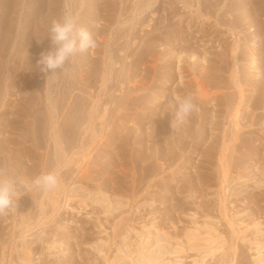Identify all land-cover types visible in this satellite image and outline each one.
<instances>
[{
	"label": "rangeland",
	"instance_id": "1",
	"mask_svg": "<svg viewBox=\"0 0 264 264\" xmlns=\"http://www.w3.org/2000/svg\"><path fill=\"white\" fill-rule=\"evenodd\" d=\"M28 1L29 5H31L33 9L39 7L40 5H42V3L45 2V0ZM165 1L169 3L168 8H175V11L177 10L175 14H173V16L171 15L172 17L170 19V22H173V26L175 27V29L181 30L182 28H185L182 30H184L186 34L187 29L190 28L187 25L191 21L190 17H192V19L196 18L195 20L193 19V23L197 20V14L195 12L197 7L199 6L198 0ZM188 1L189 3L187 4ZM214 1L215 0H211V2ZM236 1L239 2L240 0ZM68 2L67 0H59L58 18L63 14L66 8H70L74 12L73 0H68ZM171 4L174 7H171ZM224 4L225 2L223 0L220 4V7L223 8L219 11L221 15L214 12L213 6L212 8H202L204 17L203 19H201L200 17V20H197V23L202 22L205 18L204 25L206 26L205 29H207V31L205 35L206 37H202L205 40L200 38L198 39V43L195 44L199 46L198 48L201 50L200 54H196V56H201H199V60L195 61V63L197 64H195L192 60L193 57L191 58V56L188 55L189 53L187 54V52L185 51L180 52V48L177 47L172 48V45L168 42L169 40H159L158 37H156L154 41L157 42L156 45H158V43H160L161 45L159 44L158 47L156 46L151 52L159 51L160 57L162 59L160 58L157 61L154 59L152 60V56L150 55L151 52L150 54H148V56H144L142 55L143 52H140L136 56L129 57L127 62L126 60H124L127 64L124 63L125 65H123V63L119 62L120 60L123 62V59H121L120 57L116 58L115 61L119 59L117 62L119 64H115V66L117 65L116 68L119 70L118 67H120L121 65L124 67L123 74L125 75V85L123 84V86L125 93L127 92L125 94L127 96L123 97V94H121L120 91L116 92L118 93L117 95H122L121 99H119V97L117 98V101H120V103L116 107L115 104L113 105L114 114H112V117H108L109 120H107L108 123L106 122V126L102 121L99 120L102 124L98 121L90 123L89 125L82 122L80 124L73 123L75 125L74 128V125L71 123L72 118L69 117L71 115L68 113L67 108L64 107L65 105L67 107V102L64 100H60L61 103L58 102V105L61 107L62 102H64L62 108H65L66 112L68 113H60H64L62 114L63 116L60 115L63 117L62 119H60L62 120L61 124L63 123L61 126L64 125L63 127H65V129L67 130L65 131L64 129H61V131L63 130L61 132L62 145L64 147L63 151H56L54 144H52L53 139L49 134L47 119L48 113L46 112L44 98L42 99L43 93L41 95L45 82L42 83L41 81V84L38 82L40 80L45 81L47 78L46 74L41 71V66L38 64V60L34 58L35 54H30L31 57L29 56V58H26L25 56L27 55V52L25 54L24 51L19 52L17 55L13 56L11 64L14 65V67H17V69L12 70L11 75L13 76L11 79L15 78L18 75L19 77H17L19 79L24 78V80H18L17 82L20 81L19 84L15 82L16 87H13V85L4 87L3 77H1L0 75V113L1 111H4V117H8L6 119L7 122L14 121L15 117L19 118V123H22L23 127H20L19 130L17 129L15 131L8 128L11 131L6 132V134L5 132H0V143L4 144L5 141V146L7 149H9L8 153L11 154L9 156L14 160L13 161L11 159V162L2 163V165L0 163V166L7 170L10 169L11 172L29 182V184L33 179H35L42 173L54 171L58 173L59 185L55 190L47 193L42 192L40 189L32 187L29 193H26L25 195L20 197L17 209L6 215L0 216V222L3 219H6L5 221H2V223H0V264H115V262L116 264H124L126 262L120 260V258H122L123 256H115L117 247L120 245H124L129 246L131 250H134L138 237V231L142 230L143 225L150 226L152 223H154V231L158 230L159 228L162 229L160 231L158 230L159 233H164L165 235H163L165 237L167 235V241L172 246L174 245V247H184V250H181L178 253L167 255L169 256L167 258L170 261L167 264H178L176 263V259H180L179 264H256V251L253 249L254 245L252 244V241H264V89H261V92L257 93L254 87H252L254 85V82L251 81H256L255 79H253L256 75L250 73L253 69L249 68V56H244V59L237 57L233 60L230 56L229 62H234H227V67L229 68L230 66L229 71L222 72L212 79L205 76L207 75L205 71H207V69L209 68L208 60L204 58V55L209 59L211 57H215L212 52L217 51L216 49H218V51L223 50V45H225V48L229 46L232 47L237 38L238 40L241 39L240 44L243 48L246 46L252 47L254 45L253 43L247 42V40L239 38V35L234 34V32L229 29V22L226 23V21L231 20L233 17L231 16L230 19H228L231 14L230 12H226L227 8L226 6H224ZM110 9H113V13L115 14L122 10V8H117L115 6H112ZM78 11L80 10L78 9ZM47 12L43 13L42 16H39L38 14L36 16V14L32 10V12L30 11L27 15L34 21V19L36 20V18L39 19L40 17H46ZM163 13L160 12V14ZM130 14L132 13L129 12V10L124 11V13L121 15L122 20L127 19ZM214 15H219L218 20H215ZM226 16H228V18ZM187 17H189L190 20ZM223 17H225V19ZM31 18L30 22L26 23L25 26L34 25ZM220 18L224 19L222 21L225 25L223 23H219L221 22ZM9 19L10 18H7L6 16L0 17V21L2 22L1 24L5 22L3 24V26H5V31L6 29H8V26L10 24ZM181 19H184V21H180ZM101 21L103 22V20ZM101 21L97 22L96 27L102 24ZM108 23L109 22L107 21V23L105 24ZM182 24L184 27L182 26ZM127 26L129 27V24L125 25L124 28H127ZM200 26L202 27L201 24ZM196 27L197 26L195 25L194 28ZM169 28H171V26L166 27V29ZM245 28V30H247L245 32H251L254 29H248V25H246ZM140 33L142 34V32ZM141 34L137 35V37ZM32 35L33 32L30 31L26 34V38H30L32 37ZM4 40L5 38L0 40V47ZM136 41H138V38L136 39ZM200 43L202 44L200 45ZM205 47H207V50ZM93 50L90 49L82 53H88L91 55ZM205 52H207V55ZM178 53H181L180 57L178 56ZM3 54L5 55L7 53ZM120 54L122 56L126 55L125 52H122ZM149 56L150 60L147 59V57L149 58ZM176 58H179L181 61H178L179 59ZM203 58L205 60H203ZM190 59L193 62H191ZM201 59L205 62L203 63ZM188 61L189 63H187ZM212 61L213 63L217 62L216 59H213ZM174 62H176V65ZM67 64L69 65L67 66ZM75 65L76 64H74V62H66L65 67L67 66L66 68H71L69 72L66 68L63 71L61 69H57L56 81H58L59 79L58 82L61 90L64 91L65 89L68 95L72 91V96L78 94L80 95L79 97L84 95L85 97H83L85 98V100L90 96L92 99L93 96L91 92L97 91L96 93H98L100 91L99 85L101 84V82L99 80V77L96 80L94 79V77L91 78V82L93 81L92 84L91 82L89 83V81H87L88 83L84 81V83L81 84V86L85 88L84 92H81L78 89H75L74 91V85L70 86L69 83H67V79L69 78L66 77L67 73H65V75L64 72L70 73V71L72 70L71 72L74 74L70 76V78L73 77L74 79V75L78 76L79 72L81 70H84L83 67L86 64L81 67ZM244 67L245 69H243ZM73 68L77 70H74ZM180 69L182 70L180 71ZM27 70L29 73L26 72ZM243 70H246V72L244 73ZM31 71L32 75L30 73ZM232 71H236L234 72L235 76H231ZM34 73H37L36 75H34L35 77L33 76ZM246 73L249 75H247ZM199 74H203L202 79ZM126 75L129 76V79ZM229 75L233 80H231V78H228ZM52 76L53 75H50L49 77ZM169 76H171V80L167 82V86L170 87V93H172L173 91H176V93H178L179 95L188 93L185 90L186 87L190 85L191 90H189V92L195 94V96L197 97V103L199 100L198 106L200 105V102L201 105H203L202 103L204 102V99L212 100H210L211 105L210 103H207L205 105L206 107L204 108V110L209 109V112L212 111L213 108H216L214 102L216 97L219 95L220 101H224L226 97L230 96L234 103L233 107H235L239 99L238 95H240L239 93L236 94V92L239 91H244L243 94H245L243 96H245V98H243L245 102L248 101L249 96H251L252 99H255L256 94H258L260 106L259 108H254L255 110H253V108L250 107L251 103L248 102L250 104H248L249 108H246L245 112L243 111L242 114L240 113L239 115L241 124L240 119L239 121L237 119L238 117H230V119H232V122L237 119L236 121H238L239 125L242 126H240V128L239 125L236 127L235 121L232 123L230 122L228 116L225 117L226 113L224 112V107L221 106V116H217V118L213 117L214 120H217V125L219 126L217 129L213 130V132L215 131L214 134L216 133L215 136L217 142L212 149L213 151H211L212 153L209 152V146L211 143L209 138L204 141L202 140L201 136L198 137L200 138L201 142L204 141L201 146H199L200 144L197 145L200 140L196 138L195 141L185 140V147L182 148V144L176 142L173 137L174 133H176V136L178 135L177 131L179 132L181 126L178 125L172 127V125L176 124V107L172 102V99L164 101L162 108L159 106L158 108H156L157 106L155 102H151L152 104H149L150 102L148 103V98L156 97L161 94V89L163 88L162 85H164ZM233 77H235V79ZM27 78L31 81H29ZM63 78L66 80H64ZM204 78H206V80H204ZM61 80L65 82H62ZM201 80H203V82L200 83L199 81ZM231 81L234 82L232 83ZM235 81H238L237 85ZM34 82H38L41 86H36ZM129 82L130 84L133 82L131 84L132 86L129 85ZM24 83H29L35 86H33L31 90L23 91L22 87L25 86ZM63 83H66L67 85H64ZM133 84H135L137 87H133ZM201 84H204L205 86L203 87ZM240 84H242L241 87L239 86ZM181 86H184L183 89ZM12 87L13 89H10ZM87 87L89 88L87 89ZM138 87H140L141 89H138ZM14 88L16 89L14 90ZM201 88L205 92L201 91ZM54 90L59 91V89L57 88ZM36 91L38 92V94H40L38 95ZM131 91L132 94L128 96ZM232 91L234 93L230 94V92ZM203 93L208 94V96H203ZM250 93H253V96H248V94ZM33 95H36V97H33ZM78 95L75 97H78ZM222 96L226 97L223 98ZM32 97L33 100L35 98V101L40 99V102H33V100H31ZM19 99H22L21 103L18 102L20 101ZM89 99L90 98H88L86 101L89 102L91 100ZM23 100H25L26 102H23ZM142 101L144 106L142 104ZM144 101L147 102V104H145ZM6 103H9L10 105H8L10 107H8ZM26 103H28L29 106L28 104L26 105ZM212 104L214 105L213 108ZM15 105L17 107L19 105V108L21 110L16 108ZM32 106H36L37 108L40 107V116L42 115V111H45L43 113V116L47 114L42 118L44 119V121L42 120L41 126H38L34 130L38 137L33 136L31 133L32 130L30 124L33 118L31 117V113L27 112V109L30 110V107ZM60 107L59 109L61 111L62 108ZM85 107L88 108V106ZM236 108L233 109V111H230V115L234 114ZM165 109H167L168 118L166 122V128L162 130V128H160V123L163 119H165ZM18 110H20V112ZM31 110L34 109L31 108ZM200 110L201 108L199 107V111ZM214 110L215 109H213L212 114L214 112L216 114V111ZM62 111H64V109ZM10 112L14 113V115H12V113ZM76 115H78L77 117L80 116V119L82 121L86 114L85 112H82V114L79 113ZM153 115L154 117L152 118ZM144 116L145 119L140 121ZM258 116L260 117L258 118V122L254 125H250L252 123V120ZM12 117L14 118L12 119ZM63 119H66V121L63 122ZM67 119H70L68 121L71 123L72 126L69 124L71 127L68 125L67 127L66 124H64L68 122ZM127 122L131 124V127L127 125ZM197 123L196 125H193V130L197 128ZM246 123L248 124V126ZM99 124L103 125L101 126L102 128ZM80 125L83 126L81 127ZM134 125L138 128H136L137 130L135 129ZM217 125L214 124L215 127ZM227 125L231 126L228 127ZM232 125H234L235 128H232ZM179 126L180 128H178ZM214 126L211 129H214ZM222 127L224 130L222 129ZM2 128L3 126L0 127V131L2 130ZM67 128L70 129L68 130ZM103 130L104 132L102 133ZM240 130H242L243 132ZM216 131L220 132L217 134ZM232 131H234V134H236L234 135ZM18 132H20V134H18ZM22 133L24 136H26H20ZM224 133L226 134L225 137H227L226 141L228 142V144L226 142L224 146H227V149L224 148V154L226 159H228L226 160V173H224V167L221 165L220 161V154L223 151L222 140L224 138ZM240 133H242L243 135H241ZM8 135H10L11 138ZM240 135L246 140H244L243 138L242 140L239 139L241 138ZM12 137L14 139L16 138V140H14L16 142H14L13 145L11 144L13 148L9 147L10 143L12 142ZM220 137H222V139ZM228 137L230 139H228ZM20 138H22L21 141ZM236 138L238 139V141ZM236 143L239 145H237L238 147L236 146ZM178 144H180V147L178 146ZM179 148L182 149L180 150ZM139 151L140 153L142 151L141 154L144 155L150 154L148 156L153 159H151L150 164L148 165L149 168L147 167L145 170L142 168L139 160H137V154L139 153ZM189 151H193L191 153L192 155ZM206 152L209 154L206 155ZM242 156L244 157V159ZM21 158L23 161L20 160ZM12 162H14L16 166ZM183 162L186 165H182L184 164ZM25 166H27L26 169ZM14 168L15 171H18L15 172ZM226 180H228L227 182L230 183V187L227 193L224 192V185L226 184ZM74 182H76L77 184L74 185ZM169 182L170 185L168 184ZM24 191H28V189H25ZM69 195H71V198H69ZM68 198L70 199V202L68 201ZM147 200L153 201V203H147ZM205 223L207 224L206 226H208V228L213 227L217 230V232H214V234L219 235L218 237H220L222 241L221 243H218L220 249L214 254V256L210 255L209 257H207V259L205 258V262H202L201 252L196 249V246L192 247L186 240L188 232L195 230V228H197L199 225H205ZM2 224H4V226ZM204 229V227L200 229V232L202 234L205 233ZM196 258L198 259L195 261Z\"/></svg>",
	"mask_w": 264,
	"mask_h": 264
},
{
	"label": "bare ground",
	"instance_id": "2",
	"mask_svg": "<svg viewBox=\"0 0 264 264\" xmlns=\"http://www.w3.org/2000/svg\"><path fill=\"white\" fill-rule=\"evenodd\" d=\"M43 1V0H42ZM190 1V0H189ZM189 1L187 2V4L189 3ZM223 0H215L214 2H211V0H198V7L196 9V16H197V20L199 21L200 17L201 19H203L204 17V13H202V8L204 7H210L214 8V12L217 13V14H220L219 11L222 10L223 7H220V4ZM58 2L59 0H45L44 3H42V5H40L39 7H36L35 9H33V7L31 5H29V1L28 0H5V1H0V17L1 16H6L7 18H10L9 19V26H8V29H6L5 31V26H3V24H1L2 22L0 21V40L1 39H4V42L1 44V53H0V75L1 77H3V82H4V87H9V86H12L13 87H16L15 85V82H17L18 80H24V78H18L17 76L13 79L11 75L12 73V70H15L17 69V67H14V65L11 64V61L13 60V56L14 55H17L19 52H24L25 51V54L27 52V55L25 56L26 58H29L30 54H35V59L39 60L40 58V55L41 53L43 52H46V51H49L51 50V48L53 47L52 43H51V39L50 37L48 36V28L50 26V23L53 19L55 18H58ZM68 2V0H67ZM166 4H164V3ZM171 2V1H170ZM185 2V1H184ZM183 2V3H184ZM225 4L224 6H226V12H230V16L228 18V16H226L228 19H230V17L232 16L233 18L231 20H227L226 23L229 22V25H230V28L234 34L236 35H239L238 37L239 38H242L244 40H247V42L249 43H253L254 45L251 47V46H246V47H242L241 44H240V40H238V38L235 40L234 44L229 47H226L225 48V45L224 46V49L221 50V51H218V49H216L217 51H214L212 52L213 55L215 57H211L210 59L209 58H206V56L204 55V58L206 60H208V68L206 72L207 77L209 78H215L217 75L221 74L222 72H227L229 71L230 69V66L229 68L227 67V62H229L230 60V56L232 57V60L235 59V58H243L244 56H249L250 59H249V68L250 69H253L251 70V74H255L256 76L253 78L255 79L256 81H251V82H254V85L252 87H254V89L256 90L257 93L261 92V89H264V81H263V77H264V0H240L239 2H237L236 0H224ZM192 3V1H191ZM193 4H194V1H193ZM68 5H69V2H68ZM119 5V6H118ZM168 5L169 3H167L165 0H73V7H74V13H76L79 17V23L84 26V27H87L89 28L90 30L93 31L94 33V36H95V39H96V47L94 48V50L92 51V54H88V53H79L76 57H74L73 59V62L74 64L78 65L79 67L85 65L83 69L84 70H81L79 72V75L78 76H75L74 75V79L73 77L70 78V76H72L74 73H72L69 70V68H66L69 64H67V66L65 67L66 69H68V72H64L67 73L66 77H68L69 79H67V83H69L70 86H73L74 85V91L75 89H78L79 91L81 92H84L85 88H83L81 86L82 83L87 82L89 81V83L91 82V78L94 77V79L96 80L98 77H99V80L101 82V84L99 85L100 86V91L98 93H96L97 91H93L91 92L92 93V99H91V96L88 97L90 98L89 102L85 100V96H81L79 97L80 95H78V97H75L77 95H74L72 96L71 93H66L65 89L64 91L61 90L60 86H59V79L58 81L57 80V75L54 74L52 77H48L46 78L45 81L43 80H40L37 81L40 83L42 81V83L45 82V85H44V88H43V91L41 92V95H42V99L44 98V102H45V105H46V112L48 113V126H49V134H50V137L53 139V143L54 146H55V149L56 151H60V150H64V147L62 145V131L61 129H64L65 131H67L65 129V127L61 126V121L60 119H62L64 113L60 114L61 112H66L65 108H67L68 110V113L71 115L69 117H71V123L73 124H80L81 122L82 123H87L88 125L90 123H94L95 121L101 123L100 121L103 122V124H105V126L107 125V120H109L110 117H112V114H114V104H115V107L119 105L120 101H117V98L119 97V99H121V96L122 95H117L118 91H120L121 94H123V97L124 96H127L125 95V91H124V86L123 84L125 85V75L123 74V69L124 67L121 65L119 68V70L116 68L115 64H119L117 63L116 58L120 57L121 59H123V62L120 60L119 62L123 63V65H125L124 63H126L129 59V57H132V56H136L138 53L140 52H143L142 55L144 56H148V54H150L151 51L154 50V48L160 44L158 43V45H156V41L155 38L158 37L159 40L162 39V40H169L168 42L172 45V48H180V52H187L188 55L191 56V58L193 57V61L195 63L196 60H199V56L200 55H197V53L200 54L201 50L198 48L199 46L195 45L196 43H198V39H203L205 40L204 38H202L203 36L206 35V31L207 29L206 26L204 25L205 23V18L202 22H199L197 23V20L194 21L193 23V19L195 20L196 18H191V21L189 24H187L190 28L187 29V32L185 34L184 30L182 29H185V28H182L181 30L180 29H175V27L173 26V22L171 23L170 22V19L171 17L173 16V14H175V8L172 9V8H168ZM192 5V4H191ZM190 5V7H191ZM112 6H115L117 8H122L121 11H119L118 13H113V9H110ZM196 6V5H195ZM194 6V7H195ZM110 7V8H109ZM171 7H174L172 6L171 4ZM109 8V9H108ZM196 8V7H195ZM78 9L80 11H78ZM225 9V8H224ZM36 14L39 15V16H42L43 13L47 12L46 14V17H40L39 19L36 18V20L29 17L27 14L31 11ZM129 10V12H131L132 14H130L129 17H127V19H123L122 20V17L121 15L124 13V11H127ZM163 10V12H162ZM207 10V9H206ZM198 11V12H197ZM224 11V10H223ZM163 13V14H160ZM211 12V11H210ZM222 12V11H221ZM113 13V14H112ZM127 13V12H126ZM209 13V12H208ZM207 13V14H208ZM214 13V14H215ZM157 14V15H156ZM206 14V13H205ZM172 15V16H171ZM195 15V14H194ZM210 15V14H209ZM221 15V14H220ZM227 15V14H226ZM229 15V14H228ZM31 16H32V13H31ZM35 16V17H36ZM127 16V14H126ZM176 16V15H175ZM192 16V15H191ZM195 16V17H196ZM213 16V14H212ZM223 16V15H222ZM225 16V15H224ZM185 17V16H184ZM194 17V16H193ZM209 17V16H207ZM215 17V20H218L219 18V15H214ZM4 18V17H3ZM30 18L32 19L33 21V26H25L26 23H29L30 22ZM181 18V17H180ZM189 18V17H187ZM189 18V20H190ZM211 18V16H210ZM222 18V17H221ZM220 18V19H221ZM225 19V17H223ZM219 19V21H220ZM224 19H221V22L219 23H223L222 20ZM4 20V19H3ZM103 20V22L101 21ZM213 20V19H212ZM211 20V21H212ZM214 20V21H215ZM101 21L102 24H100L99 26L96 27V24L97 22ZM107 21L109 22L108 24H105L107 23ZM180 21H184V19H181ZM210 21V20H209ZM187 22V21H186ZM217 22V21H216ZM175 23V22H174ZM177 23V21H176ZM179 23V21H178ZM184 23V22H183ZM207 23V22H206ZM8 24V23H7ZM116 24V26H115ZM129 24V27L127 26V28H124L125 25ZM200 24L202 25V27L200 26ZM211 24V23H210ZM216 24V23H215ZM224 24V23H223ZM178 25V24H177ZM197 26L196 28H194V26ZM199 25V26H198ZM205 27H204V26ZM209 25V23H208ZM222 25V24H220ZM225 25V24H224ZM248 25V29L250 28H254L253 31L251 32H245L247 30H245V26ZM167 26H171V28L169 29H166ZM183 26V24H182ZM174 27V28H173ZM180 27H181V23H180ZM184 27V26H183ZM194 29V30H193ZM251 30V29H250ZM32 31L33 32V35L32 37L30 38H26V34L28 32ZM210 31V30H209ZM142 32V34L140 33ZM230 33V31H229ZM141 34L140 36L137 37V35ZM206 37V36H205ZM138 38V41H136V39ZM227 41V39H226ZM229 41V40H228ZM159 42V41H158ZM169 43H166V44H169ZM203 43V42H202ZM200 43V45L202 44ZM209 43V42H208ZM232 43V42H231ZM220 44V43H219ZM226 44V42H225ZM161 45V44H160ZM170 46V45H169ZM244 46V45H243ZM211 47V46H210ZM209 47V48H210ZM203 48V47H202ZM206 50H207V47H205ZM205 48H204V51H205ZM240 48V49H239ZM15 49V50H14ZM212 49V48H211ZM210 49V50H211ZM176 50V49H175ZM178 50V49H177ZM203 50V49H202ZM203 51V53H204ZM122 52H125V56L121 55L120 53ZM175 52V51H174ZM230 52H231V55H230ZM3 53H7V54H3ZM206 55H207V52H205ZM23 54V53H21ZM179 57H180V54L181 53H178ZM183 54V53H182ZM202 54V53H201ZM152 56V60H158L160 59V52L159 51H154V52H151L150 54ZM174 55V54H173ZM203 55V54H202ZM6 56V57H5ZM24 56V55H23ZM33 56V55H32ZM143 56V57H144ZM177 56V55H176ZM177 56V57H178ZM31 57V56H30ZM123 57V58H122ZM174 57V56H173ZM182 57V55H181ZM201 57V56H200ZM229 57V59H228ZM6 58V59H5ZM125 58V59H124ZM140 58V57H139ZM146 58V57H145ZM203 58V60H205ZM21 59V58H20ZM147 59L150 60V56L149 58L147 57ZM146 59V60H147ZM162 59V58H161ZM176 59H179V58H176ZM189 59V58H187ZM213 59H216L217 62L216 63H213ZM244 59V58H243ZM25 60V59H24ZM126 60V62L124 61ZM138 60V59H137ZM145 60V59H144ZM191 60V59H190ZM189 60V61H190ZM191 60V62H193ZM202 60V59H201ZM202 60V61H203ZM21 61V60H20ZM134 61V59H133ZM139 61V60H138ZM142 61V60H140ZM178 61H181L180 59ZM189 61L187 63H189ZM136 62V61H135ZM154 62V61H153ZM177 62V61H176ZM176 62L175 65H176ZM205 61H203L204 63ZM234 61H231L229 63H232ZM19 63V62H18ZM21 63V62H20ZM140 63V62H139ZM202 63V62H201ZM228 63V64H229ZM237 63V62H236ZM15 64V63H14ZM127 64V63H126ZM163 64V63H162ZM180 64V63H179ZM178 64V65H179ZM197 64V63H195ZM206 64V63H205ZM19 65V64H18ZM23 65V64H22ZM38 65V64H37ZM66 65V64H65ZM72 65V64H71ZM75 65V66H76ZM158 65V64H157ZM174 65V66H175ZM231 65V64H230ZM236 65V64H235ZM129 66V65H128ZM193 66V65H192ZM202 66V64H201ZM233 66H234V63H233ZM40 67V66H39ZM72 67V66H70ZM88 67V68H87ZM127 67V66H125ZM178 67V66H177ZM161 68V67H160ZM179 68V67H178ZM74 69V68H73ZM78 69V67H77ZM77 69H74V70H77ZM82 69V68H81ZM127 69V68H126ZM165 69V68H164ZM204 69V68H203ZM245 69V67L243 68ZM22 70V69H21ZM116 70V71H115ZM169 70V69H168ZM182 69H180L181 71ZM202 70V69H201ZM205 70V69H204ZM83 71V73H82ZM244 73L246 72V70H243ZM28 72V70L26 71ZM34 72V71H33ZM37 72V71H36ZM39 72V70H38ZM60 72V71H59ZM76 72V71H75ZM78 72V71H77ZM86 72V73H85ZM116 72V73H114ZM167 72V71H166ZM169 72V71H168ZM198 72V71H197ZM234 72L236 71H232L231 72V76H235L234 75ZM15 73V72H14ZM19 73V72H18ZM29 73V72H28ZM31 75H32V71L30 72ZM128 73V72H127ZM201 73V72H200ZM203 73V72H202ZM17 74V73H16ZM22 74V73H21ZM26 74V73H25ZM25 74H24V77H25ZM37 74V73H36ZM35 73L33 74L36 75ZM40 74V73H39ZM50 74V73H49ZM165 74V73H164ZM179 74V72H178ZM236 74V73H235ZM247 74V73H246ZM129 75V74H128ZM172 75V74H171ZM203 75V74H202ZM202 75L199 74V76H201V79H202ZM237 75V74H236ZM249 75V74H247ZM15 76V75H14ZM29 76V75H27ZM127 76V75H126ZM175 76V75H174ZM245 76V75H244ZM23 77V76H22ZM35 77V76H34ZM60 77V75H59ZM128 79H129V76H127ZM177 77V76H176ZM246 77V76H245ZM244 77V78H245ZM41 78V76H40ZM39 78V79H40ZM181 78V77H180ZM218 78V77H217ZM228 78H231L230 75ZM235 79V77H233ZM242 78V77H241ZM243 78V79H244ZM28 79V78H27ZM61 79V78H60ZM64 79V78H63ZM127 79V78H126ZM182 79V78H181ZM198 79V78H197ZM240 79V78H239ZM21 80V81H22ZM29 81H31L30 79H28ZM34 80V79H33ZM66 80V79H64ZM114 80V82H113ZM171 80V76H169L166 80V82L164 83V85H162V89H161V94L159 96H156V97H152V98H148V103L149 104H152L151 102H155L156 104V108L161 107L163 106V103L164 101H168L170 99H172V97L174 95H179L178 93H176V91H173L172 93H170L169 89L170 87L167 86V82ZM188 80V79H187ZM190 80V79H189ZM204 80H206V78H204ZM218 80V79H216ZM230 80V79H229ZM231 80H233L231 78ZM252 80V79H251ZM2 81V80H1ZM26 81V80H25ZM24 81V82H25ZM28 81V82H29ZM62 81V80H61ZM192 81V80H191ZM20 82V81H19ZM19 82H17V84H19ZM33 82V81H32ZM38 82H34V84L37 86L39 85ZM62 82H65V81H62ZM61 82V83H62ZM93 82V81H92ZM91 82V84H92ZM99 82V81H97ZM131 82V81H130ZM129 82V85H131ZM162 82V81H161ZM200 83L203 82V80L199 81ZM205 82V81H204ZM228 82V81H227ZM232 82V81H231ZM234 82V81H233ZM232 82V83H233ZM236 82V81H235ZM245 82V81H244ZM22 83V82H21ZM88 83V82H87ZM136 83V82H135ZM172 83V82H171ZM174 83V81H173ZM208 83V81H207ZM226 83V82H225ZM23 84V83H22ZM21 84V85H22ZM25 86L22 87L23 91H28V90H31V88H33V86L35 85H32V84H29V83H24ZM41 84V83H40ZM64 84V83H63ZM66 84V83H65ZM64 84V85H65ZM138 84V83H137ZM159 84V82H158ZM163 84V83H162ZM193 84V83H192ZM230 84V82H229ZM238 84V81L236 82V85ZM251 84V83H250ZM61 85V84H60ZM67 85V84H66ZM97 85V84H96ZM153 85V84H152ZM155 85V84H154ZM157 85V84H156ZM161 85V84H160ZM159 85V86H160ZM170 85V84H169ZM203 87L205 86L204 84H201ZM214 85V84H213ZM212 85V86H213ZM242 84H240L239 86L241 87ZM20 86V85H19ZM41 86V85H39ZM38 86V87H39ZM69 86V88H70ZM132 86V85H131ZM136 86L135 84H133V87ZM173 86V84H172ZM193 86V85H192ZM191 86V88H192ZM221 86V85H220ZM234 86V84H233ZM238 86V87H239ZM251 86V85H250ZM10 88V89H13ZM63 87V86H62ZM68 87V86H67ZM90 87V85H89ZM87 87V89L89 88ZM137 87V86H136ZM158 87V86H157ZM180 87V86H179ZM182 87V86H181ZM184 87V86H183ZM182 87V89H183ZM202 87V88H203ZM226 87V86H225ZM230 87V86H229ZM37 88V87H36ZM59 89L58 90H54V89ZM72 88V87H71ZM97 88V87H96ZM95 88V89H96ZM130 88V86H129ZM154 88V87H152ZM201 88V91H203ZM243 88V87H242ZM2 89V88H1ZM9 89V88H8ZM9 89V90H10ZM16 88H14L15 90ZM40 89V88H39ZM126 89V88H125ZM138 89H141L140 87H138ZM173 89V88H172ZM196 89V87H195ZM198 89V88H197ZM206 89V88H205ZM68 90V89H66ZM70 90V89H69ZM136 90V88H135ZM190 89V85L186 87V92H189ZM242 90V89H241ZM254 90V91H255ZM2 91V90H1ZM19 91V89H18ZM17 91V92H18ZM38 91V89H37ZM36 91V92H37ZM124 91V92H123ZM129 91V90H128ZM172 91V90H171ZM208 91V89H207ZM235 91V90H233ZM230 92V94L234 93V92ZM239 91V90H238ZM22 92V91H21ZM35 92V90H34ZM68 92V91H67ZM70 92V91H69ZM198 92V91H197ZM205 92V91H203ZM244 91H239V92H236V94H240L238 95L239 99H238V102L237 104L235 105V107H233V101L231 99L230 96L228 97H224L222 96L224 99V101H220L219 100V96H215L216 99H215V107L216 108H213L214 107V103L212 104V108L215 109L214 111H216V114L215 112L212 114V111L211 112V116H210V112L208 110H204V108L206 107L205 105L207 103H210V100L209 99H204V102L202 103L203 105H201V102H200V105L199 107L201 108V110L197 113H195L185 124L183 125H180L178 128H180L179 132L177 131V136H176V133H174V140L176 142H179L180 144H182V148L185 147V140H194L196 138H198L199 136L202 137V140H206L209 138L210 140V146H209V149L211 151H213L212 149L214 148L215 144H216V136L213 132V130L217 129L219 125H217V120L213 119V117H216L217 116H221L222 114V108L221 106L224 107V112L226 113V116L225 117H230L231 118H237L238 121L240 119V113L242 114V112L244 111L245 112V109L246 108H249L248 106L250 105L249 103H251V106L253 108V110H255L254 108H259L260 106V102H259V99H258V94H256L255 96V99H252L251 96L249 95H252L251 93L248 94L249 98H248V101L245 102L244 101V98L245 96H243ZM250 92H251V89H250ZM253 92V91H252ZM254 92V93H256ZM27 93V92H26ZM89 93V94H91ZM184 93V92H183ZM28 94V93H27ZM38 94V92H37ZM40 94V93H39ZM38 94V95H39ZM83 94V93H82ZM132 94V91L128 94V96H130ZM139 94V93H138ZM174 94V95H173ZM221 94V93H220ZM12 95V94H11ZM32 95V94H30ZM156 95V94H155ZM180 95H183V94H180ZM224 95V93H223ZM235 95V94H234ZM260 95V94H259ZM10 96V95H9ZM26 96V95H25ZM58 96V97H57ZM151 96V95H150ZM203 96H208V94L206 93H203ZM233 96V95H232ZM253 96V95H252ZM33 97H36V95ZM33 97L31 100H33ZM132 97V96H131ZM235 97V96H234ZM244 97V98H243ZM9 98V97H8ZM41 98V97H40ZM211 98H214V97H211ZM222 98V99H223ZM260 98V97H259ZM23 99V98H22ZM22 99L18 102L21 103ZM28 99V98H27ZM38 99V97H37ZM76 99V101H75ZM124 99V98H123ZM137 99V98H136ZM147 99V98H146ZM234 99V98H233ZM236 99V98H235ZM247 99V98H246ZM245 99V100H246ZM1 100V99H0ZM13 100V99H12ZM11 100V101H12ZM29 100V99H28ZM40 100V99H39ZM39 100H37L38 102H40ZM60 100H64L67 102V107L66 105L64 106L65 108H62V105H64L62 102V105L61 107L58 105V102H60ZM127 100V99H126ZM25 100H23L24 102ZM35 101V98L33 100V102ZM35 101V102H37ZM212 101V100H211ZM214 101V100H213ZM235 101V100H234ZM251 101V102H250ZM8 102V101H6ZM26 102V101H25ZM65 102V104H66ZM125 102V101H124ZM145 102V101H144ZM235 102V103H236ZM245 102V103H243ZM249 102V103H248ZM264 102V101H263ZM2 103V101H1ZM32 103V102H31ZM61 103V102H60ZM126 103V102H125ZM133 103V102H132ZM137 103V102H136ZM141 103V102H139ZM198 103H199V100H198ZM262 103V102H261ZM8 107H10L9 103H6ZM5 104V106H6ZM9 104V105H8ZM19 104V103H18ZM24 104V103H23ZM28 103H26L27 105ZM30 104V102H29ZM28 104V106H29ZM38 104V103H37ZM122 104V103H121ZM142 104H143V101H142ZM145 104H147V102H145ZM167 104V103H166ZM249 104V105H248ZM17 105V104H16ZM15 105V106H16ZM126 105V104H125ZM133 105V104H132ZM138 105V104H137ZM140 105V104H139ZM211 105V103H210ZM4 106V107H5ZM23 106V105H21ZM25 106V105H24ZM37 106V105H36ZM30 107V110L27 109V112H30L31 113V117L33 118L32 121H31V130H32V135L33 136H37L38 135L36 134V132L34 131L35 128H37L38 126H41L42 124V120L44 121V119H42L44 116H43V112L42 111V115L40 116V107L37 108V107ZM85 106H88V108H86ZM134 106V105H133ZM144 106V104H143ZM27 107V106H25ZM24 107V108H25ZM43 107V106H42ZM60 108H62V110L64 109V111H60ZM125 107V106H124ZM138 107V106H137ZM153 107V106H151ZM168 107V106H167ZM210 107V106H209ZM237 107V108H236ZM13 108V107H12ZM16 108L20 109L19 108V105L18 107L16 106ZM15 108V109H16ZM23 108V107H22ZM28 108V107H27ZM31 108H33L34 110H31ZM207 108H208V105H207ZM211 108V107H210ZM235 112L234 114L230 115V111L233 109H235ZM122 109V107H121ZM123 109H126V108H123ZM244 109V110H243ZM6 110V109H4ZM12 110V109H11ZM21 110V109H20ZM20 110H18L20 112ZM118 110V109H117ZM252 110V109H251ZM252 110V111H253ZM24 111V110H23ZM26 111V110H25ZM4 111H1L0 113V127L3 126L2 130L0 132H8V131H11L9 130L8 128L12 129V130H19L20 127H23L22 123L20 124L19 123V118H14L12 117V119L14 118V121L12 122H7V118L4 117ZM9 112V111H8ZM16 112V111H15ZM82 112H85V117L84 119H80V116L77 117L78 115L76 114H79ZM12 113V112H10ZM9 113V114H10ZM67 113V112H66ZM67 113V114H68ZM74 113V114H73ZM224 113V115H225ZM257 113V112H256ZM260 113V112H259ZM263 113V112H262ZM25 114V113H24ZM29 114V113H28ZM84 114V113H83ZM164 114H165V119H163L160 123V128L165 129L166 128V122H167V115H168V112H167V109H165L164 111ZM247 114V112H246ZM12 115H14V113H12ZM20 115V113H19ZM62 115V116H60ZM143 115V114H142ZM159 115V114H158ZM173 115V114H172ZM245 115V113H244ZM82 116V115H81ZM156 116V115H155ZM161 116V115H160ZM243 116V115H242ZM74 117V119H73ZM109 117V118H108ZM140 117V116H139ZM154 117V115L152 116V118ZM11 118V117H10ZM21 118V117H20ZM30 118V117H29ZM46 118V117H45ZM150 118V117H149ZM212 118V119H211ZM222 118V117H220ZM224 118V117H223ZM255 118V117H254ZM258 118H260L259 116L256 117L255 119L252 120V123L250 125H254L258 122ZM22 119V118H21ZM78 119V120H77ZM80 119V120H79ZM98 119V120H97ZM141 119V118H140ZM145 119V116L142 117V120ZM160 119V118H159ZM237 119H235L234 121L236 122V127L239 125V122L236 121ZM70 120V119H67V121ZM100 120V121H99ZM148 120V119H147ZM146 120V121H147ZM220 120H223V119H220ZM225 120V118H224ZM232 119H230V122ZM66 121V119L64 120L63 119V122ZM133 121V120H132ZM135 121V120H134ZM138 121V120H137ZM152 121V120H151ZM226 121V120H225ZM233 121V122H234ZM24 122V121H22ZM27 122V121H26ZM29 122V121H28ZM107 122V123H106ZM145 122V121H143ZM148 122V121H147ZM198 122V123H197ZM232 122V123H233ZM250 122V121H249ZM71 123L68 121L64 124H66V126H70ZM128 123V122H127ZM138 123V122H137ZM150 123V121H149ZM197 123V128L195 130H193V125H196ZM225 123V122H224ZM261 123V121H260ZM26 124V123H25ZM70 124V125H69ZM73 124V125H74ZM97 124V123H96ZM102 124V123H101ZM144 124V123H143ZM168 124V123H167ZM214 124H216L217 126L215 127ZM226 124V123H225ZM228 124H229V120H228ZM240 124H241V119H240ZM247 124V123H246ZM29 125V126H30ZM44 125V124H43ZM86 125V124H85ZM95 125V124H93ZM100 125V124H99ZM131 127V124H127ZM133 125V124H132ZM150 125V124H149ZM159 125V124H158ZM222 125H223V121H222ZM235 125V124H234ZM232 125L233 127L232 128H235V126ZM26 126V125H25ZM24 126V127H25ZM67 126V127H68ZM72 126V125H71ZM70 126V127H71ZM81 126V125H80ZM83 126V125H82ZM81 126V127H82ZM87 126V125H86ZM103 126V125H100V127ZM126 126V124H125ZM142 126V125H141ZM213 126L215 127L214 129H211L213 128ZM228 127L231 126V125H227ZM241 125H239V128H240ZM246 126V125H245ZM248 126V124H247ZM47 127V125H46ZM63 127V128H62ZM77 127V126H76ZM133 127V126H132ZM135 129L137 128L135 125H134ZM133 127V128H134ZM168 127V126H167ZM242 127V126H241ZM74 128H75V125H74ZM86 128H89V127H86ZM102 128V127H101ZM105 128V127H104ZM103 128V129H104ZM109 128V127H108ZM176 128V127H175ZM251 128V127H250ZM249 128V129H250ZM68 129V128H67ZM70 129V128H69ZM68 129V130H69ZM127 129V128H126ZM133 129V130H135ZM138 129V128H137ZM136 129V130H137ZM221 129V128H220ZM223 129V127H222ZM38 130V129H36ZM76 130V129H75ZM121 130V129H120ZM224 130V129H223ZM235 130V129H234ZM93 131V130H92ZM109 131V130H107ZM165 131V130H164ZM242 131V130H240ZM23 132V131H21ZM40 132V131H38ZM37 132V133H38ZM78 132V130H77ZM104 132V130L102 131V133ZM131 132V131H130ZM133 132V131H132ZM217 132V131H216ZM220 132V131H219ZM217 132V134L219 133ZM222 132V131H221ZM228 132V130H227ZM233 134H234V131H232ZM243 132V131H242ZM14 133V132H13ZM17 133V132H16ZM26 133V132H25ZM30 133V132H29ZM76 133V132H75ZM111 133V131H110ZM117 133H120V132H117ZM116 133V134H117ZM123 133V132H122ZM125 133V132H124ZM225 133H226V130H225ZM224 133V138H223V151L222 153L220 154V161H221V165L224 167V173H226L225 171V167L227 166V161L228 159H226L225 157V154H224V147L225 144H226V140H227V137L226 134ZM1 134V133H0ZM9 134V133H8ZM11 134V133H10ZM18 134H20V132H18ZM65 134V133H64ZM129 134V133H127ZM228 134V133H227ZM232 134V135H233ZM236 134V133H235ZM234 134V135H235ZM241 135H243L242 133H240ZM42 135V133H41ZM159 135V134H158ZM163 135V134H161ZM240 135V137H241ZM4 136V135H3ZM10 137V135H8ZM7 136V137H8ZM20 136H24L23 133L20 135ZM26 136V135H25ZM24 136V137H25ZM45 136V135H44ZM48 136V135H47ZM103 136V135H102ZM101 136V137H102ZM105 136V135H104ZM108 136V135H107ZM117 136V135H116ZM131 136V134H130ZM129 136V137H130ZM149 136V135H148ZM160 136V135H159ZM158 136V137H159ZM221 136V134H220ZM228 136V135H227ZM28 137V136H27ZM133 137V135H132ZM230 137V136H229ZM228 137V139H230ZM3 138V137H2ZM6 138V136H5ZM11 138V137H10ZM29 138V137H28ZM50 138V139H51ZM118 138V137H117ZM124 138V137H123ZM128 138V137H127ZM131 138V137H130ZM129 138V139H130ZM222 139V137H220ZM243 137L239 138L242 140ZM22 138H20V141H21ZM39 139V138H38ZM44 139V138H43ZM200 140V138H198ZM218 139V138H217ZM237 139V138H236ZM244 139V138H243ZM4 140V139H2ZM6 140V139H5ZM8 140V139H7ZM11 140V139H9ZM16 140V138L14 139L12 137V142L10 143L9 147H12L11 144L13 145L14 141ZM24 140V139H23ZM22 140V142H23ZM42 140V138H41ZM112 140V138H111ZM116 140V139H115ZM232 140V138H231ZM246 140V139H244ZM114 141V140H113ZM136 141V140H135ZM170 141V140H169ZM204 141L197 143V145L201 146V144L204 143ZM219 141V140H218ZM238 141V139H237ZM137 142V141H136ZM188 142V141H187ZM242 142V141H241ZM9 143V142H7ZM18 143V142H17ZM41 143V142H40ZM43 143V142H42ZM189 143V142H188ZM209 143V142H208ZM245 143V142H244ZM34 144V143H33ZM114 144V143H113ZM168 144V143H167ZM166 144V145H167ZM178 144V146L180 145ZM228 144V142H227ZM235 144V143H234ZM5 141H4V144L3 143H0V163L2 165V163H9L11 162V159L12 157H10L9 155H11L9 152V149L6 148L5 146ZM238 144L236 143V146ZM53 146V148H54ZM112 146V144H111ZM239 146V145H238ZM237 146V147H238ZM242 146V145H241ZM8 147V148H9ZM180 147V146H179ZM13 148V147H12ZM164 148V146H163ZM167 148V146H166ZM181 148V149H182ZM188 148V146H187ZM208 148V147H207ZM144 149H145V146H144ZM159 149V148H158ZM180 149V148H179ZM180 149V150H181ZM222 149V148H221ZM227 149V148H226ZM106 150V149H105ZM140 150V149H139ZM207 150V149H206ZM255 150V149H254ZM253 150V151H254ZM227 151V150H226ZM256 151V150H255ZM8 155H7V153ZM138 152V151H137ZM162 152V151H160ZM165 152V151H164ZM171 152V151H170ZM190 152V151H189ZM193 152V151H192ZM190 152V154L192 153ZM196 152V151H194ZM220 152V150H219ZM12 153V152H11ZM136 153V152H135ZM142 153V151H141ZM140 151L139 153L137 154V160H139L140 164L142 165V168L145 170L148 165L150 164V161L152 158H150V154L148 155H144L145 154V150H144V154H141ZM167 153V151H166ZM212 153V152H211ZM214 153V152H213ZM256 153V152H255ZM206 155L209 154V153H205ZM169 155V154H168ZM173 155V154H172ZM192 155V154H191ZM214 155V154H213ZM227 155V154H226ZM255 155V154H254ZM136 156V155H135ZM181 156V155H180ZM212 156V155H211ZM256 156V155H255ZM174 157V156H173ZM243 157V156H242ZM20 158V157H18ZM17 158V159H18ZM170 158V157H169ZM175 158V157H174ZM184 158V157H183ZM24 159V158H23ZM185 159V158H184ZM244 159V157H243ZM13 160V159H12ZM22 160V158L20 159ZM19 160V161H20ZM153 160V159H152ZM14 161V160H13ZM23 161V160H22ZM173 161V160H171ZM219 161V163H220ZM16 162V161H15ZM188 162V161H187ZM14 165L15 163L12 162ZM152 163V162H151ZM184 163V162H183ZM19 164V163H18ZM23 164V163H22ZM34 164V162H33ZM7 165V164H6ZM12 165V164H11ZM26 165V164H25ZM85 165V164H84ZM138 165V164H137ZM182 165H186L185 163L182 164ZM5 166V165H4ZM16 166V165H15ZM14 166V167H15ZM44 166V165H43ZM1 167V166H0ZM17 168V167H16ZM27 168V166H25V169ZM29 168V167H28ZM45 168V167H43ZM149 168V167H148ZM9 169V168H8ZM18 169V168H17ZM22 169V168H20ZM41 169V167H40ZM82 169V168H80ZM84 169V168H83ZM10 170V169H9ZM148 170V169H147ZM157 170V169H156ZM14 171H15V168H14ZM18 171V170H17ZM15 171V172H17ZM154 175V174H153ZM157 175V174H156ZM172 181V180H171ZM228 180H226V184L224 185V188H225V193L228 192V189L230 187V183L227 182ZM172 183V182H171ZM77 183L74 182V185H76ZM170 185V182L168 183ZM173 184V183H172ZM81 185V184H80ZM75 187V186H74ZM79 188V187H78ZM69 191V190H68ZM96 192V191H95ZM98 192V191H97ZM168 192V191H166ZM229 194V193H228ZM226 195V194H225ZM68 196V195H67ZM93 196V195H92ZM113 196H116V195H113ZM227 196V195H226ZM69 198H71V195H69ZM68 198V201L70 202V199ZM118 198V197H116ZM226 198V197H225ZM68 202V203H69ZM80 202V201H79ZM150 202V204L153 203V201H148L147 200V203ZM67 205V204H66ZM70 205V204H68ZM115 205V204H114ZM86 206V205H84ZM68 207V206H67ZM1 218V217H0ZM4 218V217H3ZM6 218V217H5ZM2 220V219H1ZM6 220V219H5ZM4 219L2 221H5ZM2 221L0 223H2ZM7 222V221H6ZM1 225V224H0ZM4 226V224H2ZM7 225V224H6ZM207 224L205 223V225H199L197 228H195V230L191 231V232H188L187 233V240L188 243L194 247L196 246L195 248L198 249L201 254H202V262H205V258L207 259V257H209L210 255H213L220 249V246H218V243H221L222 239L220 237H218L219 235H216L214 234V232H217V230L215 228H208V226H206ZM194 227V226H193ZM204 227V231L205 233H201L200 232V229ZM158 228V227H157ZM200 228V229H198ZM5 229V228H4ZM155 230V227H154V223H152L150 226H147V225H143L142 227V230L138 231V237H137V241H136V246H135V249L134 250H131V248L129 246H124V245H120L117 247L116 249V254L115 256H123L122 258H120V260H123L124 264H167L169 261V259L167 257V255L169 254H172V253H178L179 251L181 250H184V247H174V245L172 246L167 240L166 237H168L166 235V237L163 235V234H160L159 231L162 230V229H158L156 231ZM154 231V232H153ZM164 231V230H163ZM242 231V229H241ZM3 232V231H2ZM203 232V231H202ZM131 234V233H130ZM170 239V238H169ZM252 244L254 245L253 249L256 251V258H255V261H256V264H264V241H259V240H253L252 241ZM189 245V246H190ZM51 247V246H50ZM191 247V248H192ZM196 255H199V254H196ZM176 258V257H175ZM174 258V259H175ZM201 258V257H200ZM172 259V258H171ZM198 258L195 259V261L197 260ZM176 263L179 264V261L180 259H176ZM117 261V260H116ZM200 261V262H201ZM116 264V262H115Z\"/></svg>",
	"mask_w": 264,
	"mask_h": 264
},
{
	"label": "clouds",
	"instance_id": "3",
	"mask_svg": "<svg viewBox=\"0 0 264 264\" xmlns=\"http://www.w3.org/2000/svg\"><path fill=\"white\" fill-rule=\"evenodd\" d=\"M48 36L53 47L41 53L38 64L47 78L57 73V69H65L66 62L72 63L79 53L96 47V39L92 30L79 23V17L70 8H66L59 18L51 21ZM50 73V74H49ZM172 102L176 107L175 125L185 124L199 111L197 97L188 92L174 95ZM59 185L58 173L46 172L29 182L17 176L10 170L0 167V216L6 215L18 208L20 197L29 193L32 187L42 192H51ZM28 189V191H24Z\"/></svg>",
	"mask_w": 264,
	"mask_h": 264
}]
</instances>
